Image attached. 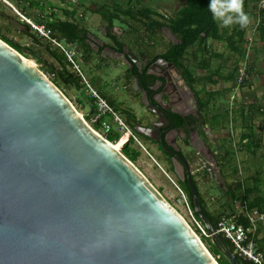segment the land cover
I'll use <instances>...</instances> for the list:
<instances>
[{"label": "water", "instance_id": "water-1", "mask_svg": "<svg viewBox=\"0 0 264 264\" xmlns=\"http://www.w3.org/2000/svg\"><path fill=\"white\" fill-rule=\"evenodd\" d=\"M108 50L138 62L127 49L126 57ZM159 62L181 77L174 64ZM135 88L144 93L138 77ZM137 131L160 141L182 166L180 178L211 242L230 264H240L205 215L187 161L169 149L164 133L158 139L159 130ZM205 165L214 177L215 161ZM0 264H219L136 166L35 62L1 39Z\"/></svg>", "mask_w": 264, "mask_h": 264}, {"label": "trees", "instance_id": "trees-1", "mask_svg": "<svg viewBox=\"0 0 264 264\" xmlns=\"http://www.w3.org/2000/svg\"><path fill=\"white\" fill-rule=\"evenodd\" d=\"M9 1L11 2V4H16L18 9L22 8V11L20 10L22 13H20L27 19H30V17L28 16L29 8H38L40 10V13L42 14V19L39 18L38 20H36L38 24L48 28L52 32L53 38L58 40L59 42L77 46L79 52L81 53V57H83L82 61L84 69L82 73L84 77L86 78V76L96 74L94 77H92L90 84L94 88H96L104 98L107 99L109 104L118 113H121L126 117L127 122L132 125L131 128L137 138L145 137L140 135L138 131H136V116L129 110H121L117 108L115 105V101L109 96L108 84L103 82L102 77L98 76L94 69H87V65H89L90 61L93 59V55L98 53L95 52L93 48L94 45L89 41L88 36L90 34V31L86 28L83 20L79 18L78 11L87 10L86 5L88 7H94L95 13L101 16L110 43L115 45L114 48L112 46H110V48L119 54H125V49H127L136 57L137 53L131 49V43H133L134 45H136V43L139 44V42L142 41V37L148 38L151 43L156 42L157 37L162 32V30L168 28L176 38L177 42L171 43V46L167 49V51L164 54L158 55L157 58L174 64L177 70L181 73L182 77L186 80L187 84L191 86H195L199 82L194 74V69L196 68L191 67L185 63L187 62L189 55L191 54V49L196 47L198 48V54L204 53V50L202 49L204 48L205 50H207L209 46L208 42L210 40H215L219 42L226 41L230 45L232 50H234L236 53H239V47L240 44H243L247 28H241L239 24H235L233 32L227 28L222 33V28L219 21L215 20L212 13L208 10L209 0H185L186 4L175 11L174 15L171 18L166 17L151 8L143 6L141 4V0H137V2H134V0H128V7L125 6L126 4L122 2V0H100L95 2L93 6L90 5L92 4V1L89 3V0H78L77 5L70 2L67 7L60 8L59 6L55 5L51 6V4L48 3V0H44L45 3L43 4H40L39 2H37V0H19L18 2H15L14 0ZM106 1L107 3H104ZM244 2L246 1L244 0ZM134 4L137 5V8L133 6ZM73 5L76 7L79 6L80 9L79 7L78 9L76 7H73ZM48 7L51 10V16L46 17L45 12ZM0 17L9 18L1 10ZM116 21H121L128 27L127 32L120 29V31L123 33L122 36L121 32L115 34L112 31L115 28L114 24ZM24 26L28 30V33H25V35L35 39V42L38 43L39 40L31 33V26L27 23L24 24ZM224 36H226L227 39H224ZM0 39L25 58H33V60H36V62L41 65L40 70L50 73L53 78L51 81L60 90L63 91L65 87L69 86H74L78 90H82L81 87L83 85L85 90L83 91L84 96L86 92L84 78L74 69L73 65L69 62L65 54L59 48L53 46L51 42L46 40L47 43L43 44V48L51 56V59L54 63L47 62L46 60L38 56V54H36L35 52L27 50L26 48L21 47L19 44L13 42L12 40H9L8 38H6V36L3 35L1 28ZM210 47L211 46H209V48ZM147 50L149 51V49ZM78 58L79 57H77V61ZM127 71L128 79H136L138 77L141 85L144 84L145 80H147V84L150 85H154L157 81L156 77L147 74V70H145L143 75L138 74L136 70L128 69ZM236 74L237 71L235 73H232L230 76V80H234L236 78ZM214 98L215 97H210L208 100H204L203 98L199 97L200 110L204 113L207 112ZM87 99L88 104L90 105L89 107H91L90 116H92V111H94L93 101L90 98ZM85 101L86 97L84 98V100H79L80 105L78 110H81L82 107H86ZM222 113L223 114H221L218 118L217 116H215L219 124L221 122H227L229 120V111L226 110ZM88 119L86 118L87 122L89 121ZM100 127L101 124H96L94 129L98 131L100 130ZM121 137L122 135L114 129L110 134L107 135V140L110 143L116 145L120 141ZM134 144L135 140L133 138H130L123 146V149L121 151L124 156H126L133 164H135L141 156L140 152L132 148ZM234 156L235 155L233 152H226L224 156L218 158L220 172L224 178H226L224 171V169L226 168V160ZM234 173L236 174L237 170H234ZM194 182L196 184V187L198 188L196 181ZM178 186L180 187V190H182L188 197L190 209L193 212L195 218L199 220L198 215L194 211L193 197L188 184L180 181L178 183ZM223 195V199L227 197V199H229L231 203L240 200V202L250 211L257 208L256 205L250 203L249 191L245 188L242 182H236V184L229 186L228 191H225ZM199 196L201 206L205 215L215 224V226H217L218 215L216 216L211 212V210L207 206V202L200 193ZM232 207H234V205ZM234 212L235 210L233 209V211L229 215H232ZM239 223L244 224L246 227H249V223L243 215L240 216ZM196 233L200 236L199 231H196ZM200 237L202 242L206 244L209 252L213 255L214 258L217 259L216 261L219 264H230L220 253L217 247L211 242L210 238L205 236ZM226 242L229 244L230 248L235 251L233 246L227 240ZM240 264L253 263L240 257Z\"/></svg>", "mask_w": 264, "mask_h": 264}, {"label": "crops", "instance_id": "crops-1", "mask_svg": "<svg viewBox=\"0 0 264 264\" xmlns=\"http://www.w3.org/2000/svg\"><path fill=\"white\" fill-rule=\"evenodd\" d=\"M245 1L244 10L250 15L251 22L246 28V34L243 44H240L239 53L232 50L226 41L219 42L210 40L208 45L211 47L209 48L208 46L207 50L203 48L202 50H204V53L201 54H198V48L194 47L191 49V54L185 63L197 69H194V74L199 82L197 85L191 86L187 84L185 79L184 80L187 88L191 86L195 89L198 102L199 97L204 100L215 97L207 113H205L207 122L209 123L208 125L213 133L212 141L214 145L212 142V150L215 152L214 155L216 156L218 154L221 158L226 152H233L234 155L239 158V168L242 171V175L246 177L243 178L244 180H242V183L249 191L250 203L256 205V209L264 212V15L260 16L258 14L257 6L261 0ZM157 12L162 13L161 10ZM234 27L235 24L227 28L233 32ZM221 28L222 33L227 29L225 27ZM163 36L165 35L163 34ZM163 36L161 37V34H159L156 42L153 43H151L148 38L145 39L147 42L142 44V46L144 50L149 49V53L147 52L149 58L158 56L153 55L156 49L158 51L161 48L162 54H164L171 46V43L177 42L176 38L167 42L166 39L163 40ZM251 36L254 37L255 43L247 58V39ZM224 39H227V37L224 36ZM102 44H104V42ZM135 46L138 47V43H136V45L131 44V49L134 52L139 50L136 49ZM191 59L195 62L194 65ZM246 61L248 62L252 75V81L243 90L241 89L238 99L243 98L244 93L247 98V103L246 101L242 102L246 98L240 101L235 100L237 103H235V101L232 102V109L235 104L236 106L229 115V120L219 124L217 118L223 114L222 112L226 110L229 111L230 102L232 101L233 94L227 82H230V76L233 70H237L238 65L235 63H240L239 65L242 66ZM217 80L222 81L223 84L217 87V85L220 84H217ZM209 84L217 88L213 90L204 89V87ZM217 97H225L227 100L225 103L227 104L222 107L216 106ZM89 108L91 110V107ZM215 116H217V118ZM200 138L201 135L197 132V139ZM230 163V159L226 160V165ZM224 171L226 172V168ZM199 177L201 182H198V180L197 183L200 192L205 198L207 206L209 205L208 208L211 212L216 216L218 215V221L221 217L229 215L233 209L236 212V207H232L233 204L227 197L222 199L224 202L221 200L220 203L214 205L213 202L216 200H212L210 191L213 189L212 187H216L215 183L213 186L210 184L211 181L209 177L206 178L200 174ZM218 188L220 189L221 187L218 186ZM221 191L224 193L223 190ZM255 241L258 249L264 253V226H261L256 232Z\"/></svg>", "mask_w": 264, "mask_h": 264}, {"label": "rangeland", "instance_id": "rangeland-1", "mask_svg": "<svg viewBox=\"0 0 264 264\" xmlns=\"http://www.w3.org/2000/svg\"><path fill=\"white\" fill-rule=\"evenodd\" d=\"M15 2H18L19 0H14ZM32 1V0H29ZM83 1V0H80ZM92 1L91 6L97 1L100 0H89V3ZM40 4L45 3L44 0H37ZM78 4V0H48V3L51 4V6H59L61 7V3L64 4V6H68L69 3ZM127 6L128 0H122ZM134 2H137V0H134ZM141 4L145 7L151 8L153 10H161L162 15L166 17H172L179 8L183 7L185 3V0H141ZM104 3H107L104 2ZM24 5V4H22ZM14 7V9L12 7ZM72 6V5H71ZM134 7L137 8V5L134 4ZM73 7H76L73 5ZM79 7V6H78ZM78 7H76L78 9ZM140 7V6H139ZM72 8V7H71ZM87 10H79V18L83 20L85 23L86 28L90 31V33L93 35L95 34L98 38L103 39L104 37V26H103V21L101 19V16L95 13L94 7H88L86 5ZM80 9V7H79ZM0 10L6 14L9 18H1L0 17V28L2 29L3 35L6 36L9 40H12L13 42L19 44L21 47L26 48L27 50H31L38 54L41 58L46 60L49 63H54L53 60L51 59V56L45 51L43 48V44L47 43L46 40H44L32 27L31 33L39 40L38 44L35 42V39L26 36L25 33H28V30L25 28L24 24L25 21L22 19L21 16L18 15V13L15 11L17 10L18 12L22 11V8L17 7L16 4H11L9 0H0ZM21 10V11H20ZM22 13V12H21ZM28 16L30 17V20L37 24L36 20L39 18L42 19V14L40 13V10L38 8H33L28 10ZM45 16L49 17L50 15V8L46 9ZM45 19V18H44ZM11 20V22H10ZM28 24V23H27ZM235 24V23H234ZM232 24V25H234ZM115 28H119L123 31L128 30L127 25L122 23L121 21H116L115 22ZM121 31L116 29L114 31L115 34L120 33ZM161 37L163 34V40H167L169 42L170 40H174L175 37L172 34V32L167 28L162 30L160 33ZM123 33L121 32V36ZM120 36V37H121ZM147 38L142 37V41L139 42L138 47L135 46L136 49H139L136 52H144L148 50H144L142 44L146 43L147 41L145 40ZM108 42V40H107ZM110 43V42H109ZM111 44V43H110ZM134 45L133 43H131ZM162 47V46H160ZM164 51V50H163ZM153 52V50H152ZM149 53V51H148ZM162 54V49L160 48L158 51L157 49L155 52H153V55H159ZM103 56V57H102ZM99 55V54H94L93 59L90 61L89 65H87V69H94L95 72L97 73L98 76L102 77L103 82L108 84L109 86V96L115 101V105L117 108L121 110H126V108L131 109L132 112H134L137 117L139 118V121H142L145 123L146 119L145 116L147 112L145 111L144 108H142V104L140 102V98L137 97L133 90V81L132 80H126L125 79V74H126V67H127V61L125 58H121L115 54H110V56L105 55ZM78 65H80L81 70L83 72L84 66H83V57H81V53L79 52L78 49ZM103 58V59H101ZM31 62H35L37 66L40 68V64L36 62V60H33V58H28ZM192 64L194 65L195 62L191 59ZM214 63V62H212ZM237 66V70L234 69L233 73L237 71L236 78L234 80H230V82H227L228 85H230V90L233 94V96H236V101L243 100L245 99V95L243 93V98L238 99V95L236 94L235 87L236 83L238 81V75L239 71L241 68L240 63H235ZM240 66V67H239ZM197 70V69H196ZM42 71V70H41ZM50 80H52V75L48 73L47 71H42ZM47 73V74H46ZM96 74H92L89 76H86V79L89 83H91L92 77H94ZM251 80L247 82L243 87L242 90L250 84L252 81V75H250ZM220 83V84H219ZM217 87L222 85L223 82L220 80H217ZM127 85V86H125ZM201 86V85H198ZM225 86V85H224ZM126 87V88H125ZM216 86H212L211 84L206 85L204 89L208 90H213L217 88ZM82 90H78L74 86H69L65 87L62 91V93L70 100V102L74 105L76 110L80 113L81 116H83L85 119L89 120V124L91 125V116H90V108L88 104V96L87 93L85 92L83 96V91L84 87L82 85L81 87ZM96 89V88H95ZM126 89V90H125ZM97 90V89H96ZM133 92V93H132ZM241 92V90H240ZM86 97V107H82L81 110H78L79 108V100L83 99ZM233 98V97H232ZM238 99V100H237ZM227 100L225 97H217L216 98V106H223L227 103H225ZM235 101V103H237ZM247 103V98L242 101ZM234 102V101H233ZM232 101L230 102V107H229V114L232 113V110L235 108L236 104L234 105L232 109ZM120 116L123 118V120L130 126L132 125L127 122V119L125 116H123L121 113H119ZM136 119V118H135ZM88 124V125H89ZM113 124V123H112ZM89 125V126H90ZM115 126V125H114ZM91 127V126H90ZM116 130V129H115ZM139 142L142 144V146L135 141V144L132 146V148L138 152H140L141 156L138 159V161L134 164L136 168L150 181V183L158 190V192L166 199L172 207H174L178 213L184 218L186 223L193 229V231L196 233V227L193 221V218L191 216L190 211L188 210V207L186 203L184 202V194L180 190L178 186V181H177V176H175L172 172L167 173L166 170H168V166L166 162L164 161L165 157L162 155L160 150L158 149L157 145H154L153 142L148 141L146 138H137ZM122 140V141H121ZM121 140L114 145L118 150L122 151L123 146L126 144V135H123ZM231 163L226 165V172H225V177L226 178H218V181L220 183V189L216 185V187H212L213 189L210 191L212 195V200H216L214 203L218 204L220 201L224 198L223 190L224 192L228 191L229 186L236 184V182H242L244 180L243 178H246L245 176L242 175V171L239 168V158L235 155L234 157L230 158ZM200 163L195 162L193 164V169L196 171L197 168H199ZM234 170H237V173H233ZM199 182H201L199 180ZM214 186V182H210ZM202 185V183H201ZM233 201V200H232ZM211 202V201H209ZM222 202H224L222 200ZM210 204V203H209ZM235 207L236 210L238 211L237 207H243L244 205L239 201L232 203ZM211 205V204H210ZM209 206V205H208ZM219 206V205H218ZM241 209V208H240ZM215 212V211H214ZM201 238V237H200ZM206 246V244H204ZM207 248V246H206ZM208 249V248H207ZM213 256V255H212ZM217 260L216 258H214Z\"/></svg>", "mask_w": 264, "mask_h": 264}, {"label": "flooded vegetation", "instance_id": "flooded-vegetation-1", "mask_svg": "<svg viewBox=\"0 0 264 264\" xmlns=\"http://www.w3.org/2000/svg\"><path fill=\"white\" fill-rule=\"evenodd\" d=\"M61 7L67 6H64V4L61 3ZM116 29L120 30L119 28H114L112 31L114 32ZM103 34L104 37L101 39L95 34L92 35L90 33L88 36L89 41L94 45L93 48L96 53L100 54L101 56L105 54L110 56L112 53L108 50V48H110V46L114 48L115 45L109 43L110 41L107 37L105 28ZM107 40L108 43H106ZM101 42H104V44ZM136 53L138 62L135 64L130 59H128V62L126 63L127 67L125 74L126 80L133 81L134 84L132 91L135 92L134 95L140 98V102L142 104L141 106L147 112L144 118L146 121L143 123L142 121H139V118L134 112L131 111V109L126 108V110H129L136 116V131L138 125L149 128L154 132L159 130L157 134H153V136L158 139H160L164 133V140L168 142L169 149L176 150L177 153L187 161L190 167L192 178L194 181H196V183L200 178V174L206 178L209 177L211 182H214L215 185L220 186L218 178L224 179V177L222 176L220 167L218 165L219 156L218 154L215 156V152L212 150V129L209 127V123L206 119L207 116L205 113L207 112L204 113L200 110L195 89L191 86H188L187 88L185 86L186 84L182 83L183 81L181 79V73L180 77L171 68L163 69L159 62L163 59L157 57L149 58L146 51ZM128 69L136 70L140 75H143L145 70H147V74L156 77L157 81L154 85H150L147 84V80H145V85H142L144 89V93L142 94L135 88L136 79H128ZM158 111H160L161 114H159ZM197 132L201 135V140L197 139ZM145 138L148 141L153 142L154 145H157L158 149L165 157L164 161L168 166V170H166V172H172L175 176H177L178 183L182 181L180 178V174L183 172L182 166L179 163L174 162L173 156L162 147L160 141H154L147 137ZM213 161L216 163V165H214L215 178L205 165L206 163H212ZM195 162L200 163V168L196 171L193 169V164ZM182 182L187 183L186 181ZM198 192L202 195L200 189ZM182 193L184 194L183 191ZM184 199L189 203L188 197L185 194Z\"/></svg>", "mask_w": 264, "mask_h": 264}, {"label": "built area", "instance_id": "built-area-1", "mask_svg": "<svg viewBox=\"0 0 264 264\" xmlns=\"http://www.w3.org/2000/svg\"><path fill=\"white\" fill-rule=\"evenodd\" d=\"M12 7V6H11ZM14 9V7H12ZM258 14L260 16L264 15V0L258 3ZM22 19L28 23L43 39L51 42L53 46L59 48L67 57L69 62L73 65L74 69L84 78L86 93L88 98L93 101L94 112L91 116V125L89 121L87 122L93 129L96 124H101L100 130L95 131L107 140V135L110 134L114 129H116L122 136L126 135V141L133 138L141 146L137 137L135 136L132 128L123 120L120 114L109 104L106 98L98 92L84 77L80 65H78L77 56L78 48L73 44H66L59 42L53 38L52 32L43 25H37L33 23L30 19H27L20 12L15 10ZM261 19V18H260ZM259 19V22H260ZM247 58L253 49L255 43L254 37L251 36L247 39ZM250 69L248 62L242 64L238 81L236 83L235 91L236 94L240 95V90L242 87L251 80ZM232 102L235 101L236 96H232ZM86 120V119H85ZM113 123V124H112ZM115 125V126H114ZM122 138V137H121ZM121 140V139H120ZM122 141V140H121ZM143 147V146H142ZM184 197V196H183ZM188 210L193 218L196 231H199L200 236H205L209 238V234L205 229L203 223L197 220L190 209L189 203L184 199ZM241 208V209H240ZM237 207L238 211L234 212L232 215L223 216L217 223V232L225 240H227L234 248L235 252L245 260L252 262L253 264H264V253L261 252L255 241V234L261 226H264V212L258 209L248 210L247 207ZM243 215L248 223L249 227L244 224L239 223L240 216ZM197 234V233H196ZM198 235V234H197ZM199 236V235H198ZM199 236V237H200Z\"/></svg>", "mask_w": 264, "mask_h": 264}, {"label": "clouds", "instance_id": "clouds-1", "mask_svg": "<svg viewBox=\"0 0 264 264\" xmlns=\"http://www.w3.org/2000/svg\"><path fill=\"white\" fill-rule=\"evenodd\" d=\"M208 10L221 27L235 23L246 28L251 22L250 15L244 10V0H209Z\"/></svg>", "mask_w": 264, "mask_h": 264}, {"label": "bare ground", "instance_id": "bare-ground-1", "mask_svg": "<svg viewBox=\"0 0 264 264\" xmlns=\"http://www.w3.org/2000/svg\"><path fill=\"white\" fill-rule=\"evenodd\" d=\"M116 148V147H115ZM117 149V148H116Z\"/></svg>", "mask_w": 264, "mask_h": 264}]
</instances>
